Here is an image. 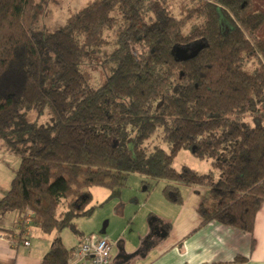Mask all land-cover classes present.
Listing matches in <instances>:
<instances>
[{"label": "trees", "instance_id": "1", "mask_svg": "<svg viewBox=\"0 0 264 264\" xmlns=\"http://www.w3.org/2000/svg\"><path fill=\"white\" fill-rule=\"evenodd\" d=\"M163 1L93 0L45 32L35 29L45 0H0V138L22 143L10 142L20 163L0 216L14 211L21 227L79 235L73 221L94 209L84 190L115 199L136 174L165 182L162 197L173 205L183 203L180 186L206 189L200 225L253 233L264 204V13L253 0H188L177 18ZM109 43L111 70L91 88L85 67ZM201 44L191 60L173 56ZM50 61L57 76L47 81ZM29 111L49 123L25 129ZM156 134L167 149L152 142ZM181 150L210 159L212 170H175ZM71 258L56 238L40 264Z\"/></svg>", "mask_w": 264, "mask_h": 264}, {"label": "crops", "instance_id": "2", "mask_svg": "<svg viewBox=\"0 0 264 264\" xmlns=\"http://www.w3.org/2000/svg\"><path fill=\"white\" fill-rule=\"evenodd\" d=\"M164 185L161 181L158 194L144 198L134 215L119 206V222L111 229L105 224L100 234L111 246L108 264H264V204L250 235L213 221L200 225L202 218L197 209L204 191L201 187L180 186L183 203L173 205L162 197ZM7 190H0V198ZM148 190V185L143 188V192ZM143 209L145 214L139 216ZM18 221L14 211L0 216V264H40L54 240L62 238L61 233L44 234L29 224L26 236ZM82 238L69 250L73 252ZM70 264L83 262L72 256Z\"/></svg>", "mask_w": 264, "mask_h": 264}, {"label": "rangeland", "instance_id": "3", "mask_svg": "<svg viewBox=\"0 0 264 264\" xmlns=\"http://www.w3.org/2000/svg\"><path fill=\"white\" fill-rule=\"evenodd\" d=\"M39 1V0H38ZM47 5L42 9L36 27V30H43L45 32H52L61 28L66 19L76 14L79 10L85 7L88 3L93 0H45ZM188 0H164L163 5L165 9L171 13L174 17H181L186 11V4ZM254 7L264 13V0H253ZM264 37V35H263ZM106 40L111 42L114 40V31L108 30L105 32ZM112 50V46L109 45L104 48L100 54L92 56L88 60L86 69H89L93 75L94 79L89 83L91 88H97L103 84L105 78L109 75L111 64L107 62L109 54ZM45 79L49 81L51 78L57 76V66L50 61L47 64L45 71ZM261 107H264L261 106ZM23 127L29 128L33 125H47L49 119L46 115L37 116L34 111H29L24 116ZM247 123L251 124V120H245ZM156 134L152 139V142L159 145L160 147L167 149V146L162 141H155L157 139ZM17 142L14 145L18 148H21L22 143L18 142L19 137L16 134H12L9 138V141L0 138V190L8 189L10 181L14 175L15 170L18 168L20 163V156L14 152V145L10 142ZM172 166L175 170H180L183 166L188 167L200 174H207L212 170L211 160L210 159H198L192 155L189 150H181L175 156ZM213 175L217 178V171H213ZM132 176V177H131ZM126 186L122 189V193L119 199L108 198V191L100 187H92L85 189V192H89L92 196L90 205L94 207L91 214L87 217H78L73 223L77 230L81 233L75 235L69 228H64L60 232H53V234L61 233L62 244L65 248L71 249L74 247L75 243L81 240L82 235L87 236L90 234L104 235L100 232L104 231L105 224L106 228L111 229L115 222H119L121 214L119 212L120 207H123V211L127 214H132L140 209V205L144 198L154 197L158 194V189L160 187L161 181L156 182L152 179L142 177L136 174H131L128 176L126 181ZM163 182V181H162ZM148 185V193L143 192V188ZM204 189V188H202ZM202 190L201 202L207 198V190ZM144 196V197H143ZM72 198L68 199L66 202H62L58 208V213H61L65 209L67 202H70ZM138 204H134V202ZM134 201V202H133ZM137 203V202H136ZM211 202H208L207 206ZM143 213H140L139 216H143ZM156 224L155 222L153 225ZM150 226V227H153ZM105 228V229H106ZM83 237V238H84ZM82 238V239H83Z\"/></svg>", "mask_w": 264, "mask_h": 264}, {"label": "built area", "instance_id": "4", "mask_svg": "<svg viewBox=\"0 0 264 264\" xmlns=\"http://www.w3.org/2000/svg\"><path fill=\"white\" fill-rule=\"evenodd\" d=\"M28 221L22 226V234H28ZM24 246L28 242H23ZM110 243L101 235L90 234L85 236L80 244L73 250L72 256L83 264H108L110 260Z\"/></svg>", "mask_w": 264, "mask_h": 264}, {"label": "water", "instance_id": "5", "mask_svg": "<svg viewBox=\"0 0 264 264\" xmlns=\"http://www.w3.org/2000/svg\"><path fill=\"white\" fill-rule=\"evenodd\" d=\"M203 48V45H196L194 48L191 47H180L177 46L173 50V56L178 62H186L188 60H191L195 58L200 51V49Z\"/></svg>", "mask_w": 264, "mask_h": 264}]
</instances>
